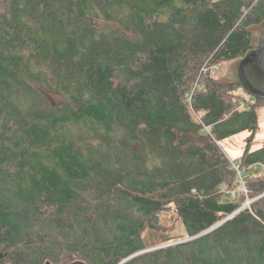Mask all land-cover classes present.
Here are the masks:
<instances>
[{
  "label": "trees",
  "instance_id": "trees-1",
  "mask_svg": "<svg viewBox=\"0 0 264 264\" xmlns=\"http://www.w3.org/2000/svg\"><path fill=\"white\" fill-rule=\"evenodd\" d=\"M262 19L264 0H0V264H264V99L209 76Z\"/></svg>",
  "mask_w": 264,
  "mask_h": 264
},
{
  "label": "water",
  "instance_id": "water-1",
  "mask_svg": "<svg viewBox=\"0 0 264 264\" xmlns=\"http://www.w3.org/2000/svg\"><path fill=\"white\" fill-rule=\"evenodd\" d=\"M245 31L250 34L249 48L241 57L232 60L214 83L224 86L237 84L243 92L264 99V19L247 25ZM68 264L84 263L75 261Z\"/></svg>",
  "mask_w": 264,
  "mask_h": 264
},
{
  "label": "rangeland",
  "instance_id": "rangeland-1",
  "mask_svg": "<svg viewBox=\"0 0 264 264\" xmlns=\"http://www.w3.org/2000/svg\"><path fill=\"white\" fill-rule=\"evenodd\" d=\"M230 63V61H220L218 62L220 68L217 71H212L210 72L209 76L212 78H217L219 75H222L228 64ZM235 93L238 95L239 98L244 97L246 99L251 98L249 94L241 91V88H236ZM48 92V96L51 97L52 101L57 102L58 101V97L59 94L54 90V91H47ZM258 118H259V129L255 134V137L252 141V148H256L259 147L260 145H262L264 143V101L260 103L259 107H258ZM248 136L247 132H242L236 135H232L226 139L223 140H219L218 144L220 145V147L223 149V151L226 153L227 157L230 159H234L236 157H238L241 152H242V148L244 147V145L247 143V141L245 140L246 137ZM261 166L259 165H255V167L251 168V172H255V173H259ZM262 173L264 175V169L262 170ZM250 199H246L244 205H248V203L250 202ZM170 213L168 212V214L166 215V217H164V220L167 221V223H171L172 219L170 217ZM174 233L175 235H177L176 237L178 239H184L186 238V234L185 231L182 227V225H180L179 223L175 224V228H174ZM153 249V248H149L148 250Z\"/></svg>",
  "mask_w": 264,
  "mask_h": 264
},
{
  "label": "built area",
  "instance_id": "built-area-1",
  "mask_svg": "<svg viewBox=\"0 0 264 264\" xmlns=\"http://www.w3.org/2000/svg\"><path fill=\"white\" fill-rule=\"evenodd\" d=\"M207 69H208L207 67H203L202 71L206 72ZM232 166L237 171L238 178H239V181H240V184H241V187H242L243 191L246 192L247 190H246V187H245L244 173L241 171L240 165L238 163H236V162H233ZM231 194H232V196H235V191H231Z\"/></svg>",
  "mask_w": 264,
  "mask_h": 264
},
{
  "label": "bare ground",
  "instance_id": "bare-ground-1",
  "mask_svg": "<svg viewBox=\"0 0 264 264\" xmlns=\"http://www.w3.org/2000/svg\"><path fill=\"white\" fill-rule=\"evenodd\" d=\"M247 33H248V32H247ZM214 68H218V67H214ZM219 76H220V75H219ZM219 76H218V77H219ZM218 77H217V78H218ZM214 79H216V78H214ZM251 96H252V95H251ZM253 97H254V96H253ZM242 106H243V105H242Z\"/></svg>",
  "mask_w": 264,
  "mask_h": 264
}]
</instances>
